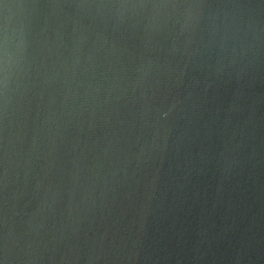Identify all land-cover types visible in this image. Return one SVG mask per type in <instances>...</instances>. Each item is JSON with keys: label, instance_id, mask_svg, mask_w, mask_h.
Masks as SVG:
<instances>
[{"label": "clouds", "instance_id": "1", "mask_svg": "<svg viewBox=\"0 0 264 264\" xmlns=\"http://www.w3.org/2000/svg\"><path fill=\"white\" fill-rule=\"evenodd\" d=\"M250 7L0 0V264L136 256L125 217L179 167L212 84L240 78Z\"/></svg>", "mask_w": 264, "mask_h": 264}, {"label": "water", "instance_id": "2", "mask_svg": "<svg viewBox=\"0 0 264 264\" xmlns=\"http://www.w3.org/2000/svg\"><path fill=\"white\" fill-rule=\"evenodd\" d=\"M236 2L258 6L237 22L244 70L212 84L179 167L129 209L122 243L136 256L106 264H264V0Z\"/></svg>", "mask_w": 264, "mask_h": 264}]
</instances>
